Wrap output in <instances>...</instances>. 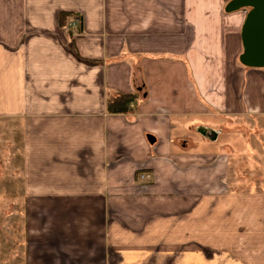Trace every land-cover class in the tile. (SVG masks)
I'll list each match as a JSON object with an SVG mask.
<instances>
[{
  "label": "crops",
  "instance_id": "0c3cea01",
  "mask_svg": "<svg viewBox=\"0 0 264 264\" xmlns=\"http://www.w3.org/2000/svg\"><path fill=\"white\" fill-rule=\"evenodd\" d=\"M226 5L0 0L24 264H264V69L240 63L247 12ZM132 93L131 112H108ZM237 179L252 188L233 192Z\"/></svg>",
  "mask_w": 264,
  "mask_h": 264
},
{
  "label": "rangeland",
  "instance_id": "374dc122",
  "mask_svg": "<svg viewBox=\"0 0 264 264\" xmlns=\"http://www.w3.org/2000/svg\"><path fill=\"white\" fill-rule=\"evenodd\" d=\"M227 2L230 0H226ZM248 12V9H245ZM5 147V179H0V264H24L26 253V206L22 179L20 139L0 135ZM2 142V141H1ZM264 179L258 186H264ZM258 181H260L258 179ZM241 182V183H240ZM252 179H237L231 183L232 191L251 189Z\"/></svg>",
  "mask_w": 264,
  "mask_h": 264
},
{
  "label": "water",
  "instance_id": "95a60500",
  "mask_svg": "<svg viewBox=\"0 0 264 264\" xmlns=\"http://www.w3.org/2000/svg\"><path fill=\"white\" fill-rule=\"evenodd\" d=\"M249 9L242 28L243 51L240 63L248 68L264 69V0H232L226 13Z\"/></svg>",
  "mask_w": 264,
  "mask_h": 264
},
{
  "label": "trees",
  "instance_id": "16d2710c",
  "mask_svg": "<svg viewBox=\"0 0 264 264\" xmlns=\"http://www.w3.org/2000/svg\"><path fill=\"white\" fill-rule=\"evenodd\" d=\"M71 18H78V16L72 13L62 12L60 14V25L66 26L68 24V21L71 20ZM79 18L82 21L81 17ZM72 48L75 49L74 43H72ZM138 99H139L138 93L111 97L108 100V112L110 114H127L131 112L132 104Z\"/></svg>",
  "mask_w": 264,
  "mask_h": 264
},
{
  "label": "built area",
  "instance_id": "2783aa9c",
  "mask_svg": "<svg viewBox=\"0 0 264 264\" xmlns=\"http://www.w3.org/2000/svg\"><path fill=\"white\" fill-rule=\"evenodd\" d=\"M69 25H70L71 28L77 29L79 27V25H80L79 19L78 18L72 19V21H71V23ZM77 34H78V32H76V35ZM150 177H151V175L148 174V173H143L141 175V179L142 180H149Z\"/></svg>",
  "mask_w": 264,
  "mask_h": 264
},
{
  "label": "flooded vegetation",
  "instance_id": "af4514ba",
  "mask_svg": "<svg viewBox=\"0 0 264 264\" xmlns=\"http://www.w3.org/2000/svg\"><path fill=\"white\" fill-rule=\"evenodd\" d=\"M230 1H232V0H230ZM230 1H228L227 4H228ZM248 10H249V9H248Z\"/></svg>",
  "mask_w": 264,
  "mask_h": 264
}]
</instances>
